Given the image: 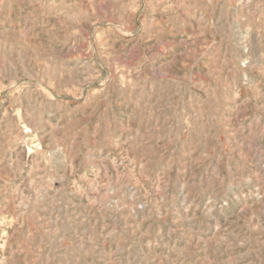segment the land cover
Listing matches in <instances>:
<instances>
[{
	"label": "rangeland",
	"instance_id": "374dc122",
	"mask_svg": "<svg viewBox=\"0 0 264 264\" xmlns=\"http://www.w3.org/2000/svg\"><path fill=\"white\" fill-rule=\"evenodd\" d=\"M0 264H264V0H0Z\"/></svg>",
	"mask_w": 264,
	"mask_h": 264
}]
</instances>
